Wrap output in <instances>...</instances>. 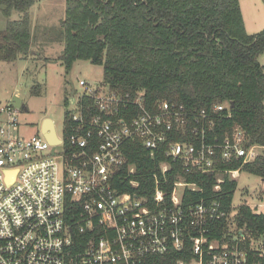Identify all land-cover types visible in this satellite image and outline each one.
I'll list each match as a JSON object with an SVG mask.
<instances>
[{"label": "built area", "instance_id": "1", "mask_svg": "<svg viewBox=\"0 0 264 264\" xmlns=\"http://www.w3.org/2000/svg\"><path fill=\"white\" fill-rule=\"evenodd\" d=\"M79 84L56 144L42 129L22 137V109L0 106V264H146L175 251L191 255L177 264H264V233L238 226L234 211L205 192L208 180L170 179L172 172L213 178L219 192L264 155L241 126L212 134L231 117L229 101L189 109L163 100L150 108L144 91ZM129 142L165 158L149 175L152 196L117 186L137 188L143 178L128 164ZM235 162L237 169L228 167ZM188 191L205 194L194 201ZM68 201L77 204L73 221Z\"/></svg>", "mask_w": 264, "mask_h": 264}, {"label": "trees", "instance_id": "2", "mask_svg": "<svg viewBox=\"0 0 264 264\" xmlns=\"http://www.w3.org/2000/svg\"><path fill=\"white\" fill-rule=\"evenodd\" d=\"M37 1L0 0L4 15L10 16L13 10L22 13L0 31V59L14 61L31 53L29 11ZM61 37L64 49L59 60L67 72L79 59L102 65L106 84L122 94L144 91L150 108L163 100L189 109H210L229 101L231 117L217 122L212 134L222 138L241 126L250 144L264 145V65L259 60L264 53V30L247 31L240 0H66ZM65 101L69 104L68 96ZM125 154L143 178L137 188L117 186L152 196L155 184L149 175L160 169L165 158L151 156L135 142L126 145ZM239 166L235 162L228 167ZM242 169L264 179V155ZM179 177L208 180L205 192L220 197L225 208L234 211L238 226L264 233L263 213L247 203L232 207L236 180L227 179L219 192H213V178L170 175L172 181ZM204 194L187 192L194 201ZM67 206L73 221L77 204L68 201ZM190 258L175 251L151 255L146 264H177Z\"/></svg>", "mask_w": 264, "mask_h": 264}, {"label": "rangeland", "instance_id": "3", "mask_svg": "<svg viewBox=\"0 0 264 264\" xmlns=\"http://www.w3.org/2000/svg\"><path fill=\"white\" fill-rule=\"evenodd\" d=\"M65 11L66 0H38L29 11L33 34L31 53L14 61L0 59V106L11 103L14 95L22 99L26 106L20 116L22 137L41 133L45 118L54 120L57 133L62 136L66 112L72 108L65 100L83 90L79 79L90 84L104 83L102 65L79 59L67 72L59 60L64 49L61 34ZM21 15L13 10L6 16L0 7V31ZM259 60L264 65V53ZM235 179L238 186L234 208L247 203L264 214V179L245 171Z\"/></svg>", "mask_w": 264, "mask_h": 264}, {"label": "crops", "instance_id": "4", "mask_svg": "<svg viewBox=\"0 0 264 264\" xmlns=\"http://www.w3.org/2000/svg\"><path fill=\"white\" fill-rule=\"evenodd\" d=\"M240 5L247 31L257 33L264 30V0H240Z\"/></svg>", "mask_w": 264, "mask_h": 264}, {"label": "water", "instance_id": "5", "mask_svg": "<svg viewBox=\"0 0 264 264\" xmlns=\"http://www.w3.org/2000/svg\"><path fill=\"white\" fill-rule=\"evenodd\" d=\"M12 103L21 109H26L25 104L23 103L22 99L18 95L13 96ZM41 129H42L43 134L46 136V138L51 144H56L60 141L56 134L55 122L52 118H45L42 122ZM13 177L14 176H12V179L11 178L10 179L13 180Z\"/></svg>", "mask_w": 264, "mask_h": 264}]
</instances>
